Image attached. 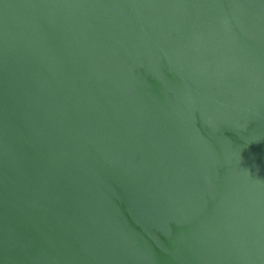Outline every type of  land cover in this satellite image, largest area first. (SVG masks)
<instances>
[{"label": "water", "instance_id": "water-1", "mask_svg": "<svg viewBox=\"0 0 264 264\" xmlns=\"http://www.w3.org/2000/svg\"><path fill=\"white\" fill-rule=\"evenodd\" d=\"M0 264H264V0H0Z\"/></svg>", "mask_w": 264, "mask_h": 264}]
</instances>
